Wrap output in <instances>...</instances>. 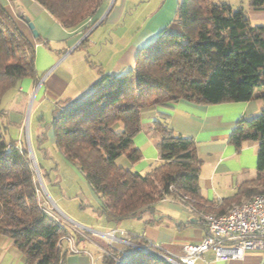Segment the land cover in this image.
<instances>
[{"label": "trees", "instance_id": "trees-1", "mask_svg": "<svg viewBox=\"0 0 264 264\" xmlns=\"http://www.w3.org/2000/svg\"><path fill=\"white\" fill-rule=\"evenodd\" d=\"M34 1L63 28L72 30L89 22L88 30L98 20L95 15L104 0ZM247 8L264 10V0H247ZM26 77L37 80L34 42L0 4V235L12 240L24 264H59L71 253L64 244L57 247L68 229L39 204L25 143L6 140L1 126L4 97ZM260 89H264V26L251 24L242 5L233 9L214 0H179L170 25L139 49L131 69L103 74L88 92L62 100L64 106L51 121L54 144L83 175L101 202L99 211L112 224L153 212L156 203L172 197L170 186L210 211L201 201L202 161L195 141L174 133L163 122L165 117L154 122L160 136L159 165L141 174L118 165V159L125 156L135 163L142 158L133 137L142 128L143 108L179 99L201 104L243 102ZM258 97L264 101V92ZM44 140L43 132L36 135L37 147L47 156L41 146ZM245 142L257 143V176L242 183L228 204L264 193V107L252 118L239 119L231 130L229 144L239 150ZM102 260L113 264L109 257ZM123 264L170 263L134 252Z\"/></svg>", "mask_w": 264, "mask_h": 264}, {"label": "crops", "instance_id": "crops-1", "mask_svg": "<svg viewBox=\"0 0 264 264\" xmlns=\"http://www.w3.org/2000/svg\"><path fill=\"white\" fill-rule=\"evenodd\" d=\"M14 1L0 0V4L12 15L19 30L34 42V67L37 74L36 82L27 77L23 78L18 87L10 90L2 101L4 116L1 119V126L5 132V139L19 145L23 138L26 140L21 126L29 101L36 100L37 106L40 107L47 102L73 99L88 92L101 75L120 74L131 69L139 49L151 43L170 25L179 0H104L95 15L98 16L97 24L95 23V27L88 30L86 27L90 25L89 22L76 29H65L34 0H16L33 23L38 39L32 34L28 25L16 15ZM242 6L251 24L264 26V10H250L247 4ZM142 17L145 20V32L131 38L128 28L134 26L135 20L138 18L140 20ZM122 20L124 27L131 25L127 29L122 28L119 35L107 40V46H101L97 50L96 41L102 38L100 33H97L98 28L102 24H105L106 28L118 26ZM88 36H92V40L83 45L88 40L86 38ZM120 43L126 44L125 47L118 49L117 44ZM77 50L80 51L75 54ZM89 50H96L95 54L101 64L99 70L94 64L92 65ZM40 79H43L42 83L31 98L32 91ZM262 92L264 89L257 90L254 98L243 102L201 104L179 99L165 106L143 108L142 128L133 137V143L141 151L142 158L135 163L122 159L118 165L145 174L160 164L157 151L160 136L154 129V122L165 117L162 119L163 122L174 133L191 137L195 141L196 153L202 161L199 171L201 201L210 206L208 209L210 212L227 210L235 203L228 204L226 201L234 195L239 186L257 176V143L245 142L241 149L236 150L228 143V137L239 119H249L261 112L264 101L258 95ZM34 133L39 134V130H35ZM54 142L52 136V150H57ZM37 198L42 205L43 199L41 200L39 191ZM247 198L242 197L241 201ZM98 201L101 206L99 199ZM161 206L168 207L170 212L159 216L152 212L153 218H139L143 226L133 228L134 231L119 226L121 221L112 224L106 220L99 226L102 231L117 227L130 233L141 234L144 238L160 245L165 254L178 256L185 243H197L201 240L205 234L204 223L186 211L173 197H167L156 203L153 211ZM127 224L133 226L131 223ZM65 227L69 233L75 235V241L79 243L77 246L91 253L85 241L90 239ZM91 243L97 249L107 246L103 240L91 241ZM263 254L264 252L260 251H248L242 259L209 262L197 260L195 264H261ZM206 256H211V253H207ZM100 260L103 261L102 258ZM65 263L91 264V260L86 253H69L65 256ZM0 264H24L22 254L14 247L12 240L3 235H0Z\"/></svg>", "mask_w": 264, "mask_h": 264}, {"label": "built area", "instance_id": "built-area-1", "mask_svg": "<svg viewBox=\"0 0 264 264\" xmlns=\"http://www.w3.org/2000/svg\"><path fill=\"white\" fill-rule=\"evenodd\" d=\"M97 24V23H96ZM96 24L91 26V29ZM40 79L34 89L33 94L37 91L42 83ZM27 129V127H26ZM33 170V169H32ZM37 171V170H36ZM34 172V171H33ZM40 177V176H39ZM172 197L179 201L189 213L193 214L204 223L205 234L197 243H185L182 246V252L178 256H169L165 254L160 245L144 238L141 234L130 233L124 229L111 227L104 231H96L79 225L71 221L64 214L61 216L45 200L42 207L53 216L58 222L69 227L82 237H87L84 229L99 234L106 242V247L100 249L98 255L79 248L71 233L58 239L57 247L66 243L71 253H86L89 255L91 264H95L96 259L109 257L113 264H123L124 259L134 252H141L161 258L170 264H195L197 260L205 262L229 259H242L248 251L264 252V193H259L233 204L224 213L217 214L206 211L204 208L197 206L189 196L179 193L170 186ZM67 224V225H66ZM211 253V256H206ZM59 264H66L62 257Z\"/></svg>", "mask_w": 264, "mask_h": 264}, {"label": "rangeland", "instance_id": "rangeland-1", "mask_svg": "<svg viewBox=\"0 0 264 264\" xmlns=\"http://www.w3.org/2000/svg\"><path fill=\"white\" fill-rule=\"evenodd\" d=\"M214 1L217 3H228L233 9L247 4V0ZM133 8L134 7H132V9ZM120 23L121 24L118 26L121 27L116 25L111 28H106L105 24H102L98 28L97 33H100V37L102 36V38L96 41L97 50H99L101 46H105L108 42L107 40L111 39V37L119 35V33L123 30L122 28L127 29L131 25L129 24L127 27H124L123 20ZM128 30L130 31L131 38L135 35L137 36L141 33H144L146 30L144 18L142 17L140 20L139 18L136 19L134 26H130ZM173 30H175V28ZM88 37V40L85 41L83 45L88 44L92 40V36L89 38ZM125 45L123 43L117 44V48L122 49L125 47ZM79 51L80 50H77L75 54ZM95 51L96 50H89L88 53L91 54L90 60L94 64L95 68L99 70L101 64L98 61ZM33 95L31 98H33ZM64 104L65 103H63L61 100L56 102H47L38 107L36 100L33 99L32 101L28 102L26 108L25 119L21 126L22 131L24 129L26 140H24V138L22 140L25 143L31 166L34 171L35 181L38 187L37 192L39 191V194L42 197L41 200H46L49 203L48 205H51L59 216H61L60 213L64 214L67 217V220L69 218L71 221L76 222L79 225L102 231L103 229H101L99 224L105 222L106 219L99 212V198L91 189L83 175L75 167L69 164L61 153H59L57 150H52L53 147L51 144V137L54 136V131L51 126L52 117L56 112H58V108L64 106ZM37 129L39 130V133L43 132L44 134L45 140L41 146L46 149L47 156L43 154V150L39 149L37 147L38 144L35 143L36 135L34 132ZM50 150H52V152ZM122 159H126V157L121 156L118 159V162ZM168 212H170V210H168V207L166 206L158 207L153 211L156 216L168 214ZM141 217L153 218V215L152 212L145 211ZM138 221H140L139 218H133L131 220L125 219L121 220L122 223H119L118 225L130 231H134L133 228H142L143 226V222ZM127 223H131L133 226H128ZM83 233L88 239H90V241H85L87 243L86 245H88L87 247L90 248L91 253H94L95 256L98 255L100 253V249H97L95 246H93L91 241L100 242L103 240V242H105L104 239L99 234L86 229H84ZM74 242L76 245L79 244L75 240ZM95 264H102V261L100 259H96Z\"/></svg>", "mask_w": 264, "mask_h": 264}, {"label": "water", "instance_id": "water-1", "mask_svg": "<svg viewBox=\"0 0 264 264\" xmlns=\"http://www.w3.org/2000/svg\"><path fill=\"white\" fill-rule=\"evenodd\" d=\"M14 7L16 9V15L28 25V27L32 31V34L36 37L38 35V33H37L36 29L34 28L33 23L31 22L28 15L24 12V10L19 6V4L16 0L14 1ZM261 264H264V254L262 257Z\"/></svg>", "mask_w": 264, "mask_h": 264}]
</instances>
